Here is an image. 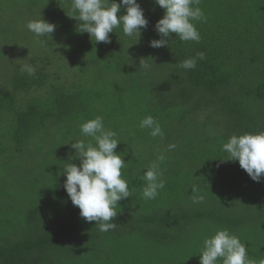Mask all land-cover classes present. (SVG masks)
<instances>
[{
  "label": "trees",
  "instance_id": "obj_1",
  "mask_svg": "<svg viewBox=\"0 0 264 264\" xmlns=\"http://www.w3.org/2000/svg\"><path fill=\"white\" fill-rule=\"evenodd\" d=\"M138 3L149 21L140 38L121 26L110 43H96L75 31L71 0H0V13L20 22L56 25L44 53L6 42L0 30L5 53L26 50L21 66L7 58L0 79V264H199L204 238L218 228L237 235L256 264L264 260V178L254 182L238 161H221L232 135L264 131V0H200L199 43L173 34L160 48L149 42L160 39L154 25L164 10ZM198 52L206 58L195 69L178 66ZM54 58L65 62L58 70ZM25 64L33 75L21 71ZM148 115L162 137L139 127ZM96 116L129 162L121 171L131 195L107 232L81 218L59 175L67 162L79 166L70 144L91 140L80 125ZM160 154L165 187L147 200L141 177Z\"/></svg>",
  "mask_w": 264,
  "mask_h": 264
},
{
  "label": "clouds",
  "instance_id": "obj_2",
  "mask_svg": "<svg viewBox=\"0 0 264 264\" xmlns=\"http://www.w3.org/2000/svg\"><path fill=\"white\" fill-rule=\"evenodd\" d=\"M154 3L164 10L163 17L154 25V30L160 39L149 42L152 48L168 46L173 40L168 38L175 34L181 42L194 41L199 43L201 37L193 21L206 19L200 5V0H154ZM124 8V15H119ZM72 19L77 21L75 31L87 33L96 43H110L109 34L122 26L123 34L127 37H141L142 30L149 24L144 10L138 0H71ZM27 29L38 39V42L47 46L46 39L52 38L56 25L44 20H30ZM44 37V40L39 38ZM204 52H198L195 57L187 58L179 63V67L192 70L197 67V61L205 59ZM149 58H141L139 67L147 69ZM21 71L33 75L35 68L30 64L21 67ZM141 129H149L153 138L162 137L163 130L159 122L151 115L140 121ZM80 131L84 137L91 140H78L71 143L75 150L74 156L69 160L78 159L79 166L67 162L59 175L66 177L63 188L73 206L80 210V216L86 222H95L101 232L113 230L116 224L112 221L117 216L118 202L129 198L131 190L128 181L122 178V169L127 164L123 156L116 152L120 141L116 133L106 128L102 116L83 122ZM94 141V143H93ZM176 146L169 145L172 150ZM222 151L228 154L227 160L238 161L250 179L262 182L264 178V131L258 133H244L232 135L227 143L222 145ZM165 159L163 154L157 156L143 173L141 179L145 182L142 188L144 199H155L158 191L165 187L162 179L163 173L159 162ZM203 201L202 196L193 197V203ZM256 264L249 258L247 247L240 238L228 229H217L214 235L205 237L199 255V264ZM259 264H264L260 260Z\"/></svg>",
  "mask_w": 264,
  "mask_h": 264
},
{
  "label": "rangeland",
  "instance_id": "obj_3",
  "mask_svg": "<svg viewBox=\"0 0 264 264\" xmlns=\"http://www.w3.org/2000/svg\"><path fill=\"white\" fill-rule=\"evenodd\" d=\"M4 9V7L2 8ZM1 9V10H2ZM7 9V7H6ZM6 11V10H5ZM20 17L18 15H12L9 13H0V24L5 25L4 27H0V30L2 29L4 31L5 36H3L4 40L6 42H10L11 39L19 40L22 43L28 42L30 44V49L36 51L39 50L41 53H44L47 51L48 48L46 46H42L38 44V40L35 38V35L30 32L26 25V22H20ZM27 20V19H26ZM3 33L2 31L0 34ZM19 43V42H18ZM4 44L0 42V79L3 78V80L6 79V76L8 75L6 72V69L8 68V57L12 54L10 50L5 53L4 50ZM39 45V46H38ZM24 46V44H23ZM19 47L21 49H18L16 52H14L11 55L10 62L13 63L16 67L21 66L24 62L21 60L24 55V52L26 51L25 48L22 50V45L19 44ZM33 52V51H31ZM21 54V55H20ZM39 54V53H38ZM54 54H57L54 52ZM55 57L54 55H52ZM58 56V55H57ZM65 62H59L54 58V62L52 63V66H50L51 70H58L56 66L64 65ZM1 81V80H0Z\"/></svg>",
  "mask_w": 264,
  "mask_h": 264
}]
</instances>
